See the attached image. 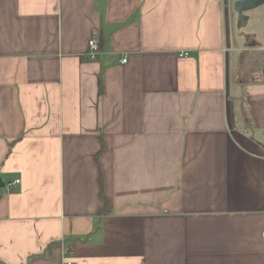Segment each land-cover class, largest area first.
Segmentation results:
<instances>
[{"label": "crops", "instance_id": "0c3cea01", "mask_svg": "<svg viewBox=\"0 0 264 264\" xmlns=\"http://www.w3.org/2000/svg\"><path fill=\"white\" fill-rule=\"evenodd\" d=\"M234 1L0 0L3 264H264V53Z\"/></svg>", "mask_w": 264, "mask_h": 264}, {"label": "rangeland", "instance_id": "374dc122", "mask_svg": "<svg viewBox=\"0 0 264 264\" xmlns=\"http://www.w3.org/2000/svg\"><path fill=\"white\" fill-rule=\"evenodd\" d=\"M228 12L232 21L231 33L232 39H234L235 42V47L240 48L244 39L249 36L248 38H251V41H256L255 38L260 40H258L257 43L250 42L246 50L249 51L252 50V48H258L261 51L263 50L262 52L264 53V6H261L253 11L246 12L245 16L248 17V20L246 25L243 27L236 23L237 15L232 9V3L229 6Z\"/></svg>", "mask_w": 264, "mask_h": 264}, {"label": "water", "instance_id": "95a60500", "mask_svg": "<svg viewBox=\"0 0 264 264\" xmlns=\"http://www.w3.org/2000/svg\"><path fill=\"white\" fill-rule=\"evenodd\" d=\"M233 3V10L238 18L237 22L241 27L245 26L247 23L248 17L245 16L246 12L253 11L261 6H264V0H236ZM0 187H2L1 183Z\"/></svg>", "mask_w": 264, "mask_h": 264}, {"label": "built area", "instance_id": "2783aa9c", "mask_svg": "<svg viewBox=\"0 0 264 264\" xmlns=\"http://www.w3.org/2000/svg\"><path fill=\"white\" fill-rule=\"evenodd\" d=\"M88 50H87V57L90 60H94L97 58V56L99 55L100 51H99V44L97 42L96 39L91 38L88 41ZM186 56V55H185ZM122 63H126V59L122 60ZM17 182V181H16ZM65 264H72V262H65Z\"/></svg>", "mask_w": 264, "mask_h": 264}, {"label": "trees", "instance_id": "16d2710c", "mask_svg": "<svg viewBox=\"0 0 264 264\" xmlns=\"http://www.w3.org/2000/svg\"><path fill=\"white\" fill-rule=\"evenodd\" d=\"M99 184H100V197H103V193H102V190H103V183L101 181V179H99ZM107 202V201H106ZM106 204V203H105ZM54 243L51 242V243H48V248L42 253V256H48L49 253H50V250H51V246L53 245ZM0 264H3L1 261H0ZM5 264V263H4Z\"/></svg>", "mask_w": 264, "mask_h": 264}]
</instances>
